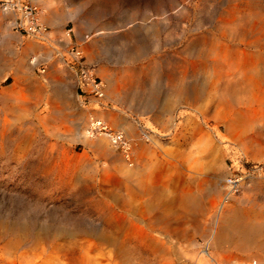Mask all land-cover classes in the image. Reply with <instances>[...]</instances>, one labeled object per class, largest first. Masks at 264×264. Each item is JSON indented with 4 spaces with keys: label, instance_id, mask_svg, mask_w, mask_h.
I'll list each match as a JSON object with an SVG mask.
<instances>
[{
    "label": "rangeland",
    "instance_id": "1",
    "mask_svg": "<svg viewBox=\"0 0 264 264\" xmlns=\"http://www.w3.org/2000/svg\"><path fill=\"white\" fill-rule=\"evenodd\" d=\"M218 1L0 2V264H264V226L250 239L229 238L216 244H209L196 228L203 229L229 209L264 218V172L250 175L228 202L220 204L230 158L264 162V38L259 39L260 31L240 29L244 26L241 15L249 10L264 17V0ZM9 3L13 9L35 6L33 23L44 29L36 34L19 29L22 16L2 10ZM50 7L58 12L74 8L79 16H68L55 28L49 20L39 21V14L48 15ZM226 20L232 21L226 24ZM247 22L250 26L253 19ZM202 35L212 38L224 60L217 56L220 61L214 68L220 79L216 86L210 82L205 95L190 98L183 95L182 75L186 69L192 77L195 67L197 72L206 66L201 55L192 51L187 55L189 42ZM43 52L47 59L40 58ZM139 55L149 56L150 61L134 65ZM110 58L124 59V64L94 63ZM239 58L252 79L251 85L235 92L244 67ZM44 68L43 74L40 69ZM129 68L135 76L130 92L120 86L118 93L96 98L88 77H95L100 89L108 85V74ZM46 74L62 86L53 87ZM227 81H231L230 91ZM134 97L144 100L134 103ZM115 98H124L125 103L118 105L123 112ZM195 104L205 106L209 117L202 121ZM100 108L110 109V115L99 114ZM214 109L219 114L216 119ZM121 115L140 134L131 149L125 151L98 134L85 137V143L78 134L77 122L96 116L108 124L117 123L114 130L125 132ZM198 128L208 133L205 138L211 142L207 149L204 145L202 155L195 149ZM98 138L105 140L104 147L97 146ZM200 193L204 194L203 211L195 218L188 203ZM214 210L217 215L212 214ZM98 232L127 239L126 257L114 256L116 247L99 240ZM163 236L169 237V243Z\"/></svg>",
    "mask_w": 264,
    "mask_h": 264
},
{
    "label": "bare ground",
    "instance_id": "2",
    "mask_svg": "<svg viewBox=\"0 0 264 264\" xmlns=\"http://www.w3.org/2000/svg\"><path fill=\"white\" fill-rule=\"evenodd\" d=\"M0 1H4V2H10V0H0ZM221 1V0H220ZM240 1V0H239ZM55 2V1H54ZM57 2V1H56ZM215 2H216V4H218L219 3V1L218 0H215ZM259 2V1H258ZM257 2V3H258ZM241 3H243V2H241L240 1V3L239 4H241ZM11 3H9V4H7L6 6H4L3 7V9L2 10H5V11H7L8 13H11V14H13L14 16H22V18H21V22H20V27H22L25 31H26V33H30V34H36V33H38L40 30H43L44 28H42V26L40 25V26H38L37 25V23L35 24V25H33V24H31V23H29V21H28V17H27V15H23V13H19L18 12V10H20V8H18L17 7V9H13L12 7H11V5H10ZM259 4V3H258ZM18 5V4H17ZM236 5H234V7H235ZM35 7V6H34ZM253 7H255V6H253ZM51 9H49V14L47 15H44L43 13L41 14H39V21L40 22H42V23H46V20H49L50 21V24L51 25H53L55 28H58L61 24H62V22H63V20L66 18V17H68V16H70V17H74V16H79V11L78 10H76V9H74V8H72V9H70V10H68V11H66V12H58L57 11V9H55V8H52V7H50ZM227 9V8H226ZM231 9V10H230ZM229 10L230 11H228V13H229V15H230V17L232 16V12H234L233 11V9L232 8H230ZM210 11H211V8H210ZM209 12V11H208ZM37 13H38V11H37ZM227 14V13H226ZM237 15H239L238 13H237ZM243 18H241V17H239V18H241V20L242 21H244L243 22V25L244 26H242V27H240V29L242 30V31H245V30H251V31H254V30H256V31H260L261 32V35H260V38L259 39H261V38H264V17L263 16H259V14L257 13V12H255V11H253V10H249L248 12H247V14L245 13L244 15H241ZM36 17H37V19H38V14L36 15ZM249 20V18L251 17L252 19H253V24H251L250 26H248L247 24H248V22H247V19ZM222 19V18H221ZM239 20V19H238ZM89 21V20H88ZM232 21V20H231ZM231 21L230 20H226V22L224 21V23H228V24H230L231 23ZM237 22V21H236ZM88 23V22H87ZM219 23H221V22H218V24ZM17 25V24H16ZM86 25V24H85ZM133 25V24H132ZM134 26V25H133ZM224 26V25H223ZM15 27H17V26H15ZM152 27H153V29H154V26H153V24H152ZM151 27V28H152ZM150 28V29H151ZM81 30H82V28H81ZM128 30H130V29H128ZM153 31V30H152ZM123 33V32H122ZM129 33V32H128ZM155 33V32H154ZM213 33V32H212ZM198 34H200V33H198ZM195 35H197V34H195ZM66 36L67 35H65L64 37H65V39H66ZM208 36V35H207ZM207 36H198V37H196L195 39H192L190 42H189V47H188V49H189V51H188V49H187V51H188V53H187V55L192 51L193 53H196V54H198V55H201L204 59L206 58V61H207V64H206V66H201L200 67V69H198L197 70V72H196V67H195V69H194V71H193V78L192 77H190V75L191 74H187L186 73V69H184L185 70V73L182 75L183 76V78L181 77V76H179V77H181L182 79H184L185 81H184V85H185V92H184V94L183 95H186V96H190V98H201V96H203V95H205V92H206V89H207V86H208V84L210 83V82H212V85H214L217 81H219V74L217 73V71L215 70V69H217V68H214L215 66H217L216 64L220 61V60H224L223 59V55H221V54H217V52L215 51V45H214V43L211 41L212 40V38L211 37H207ZM211 36V35H210ZM192 37V36H191ZM194 37V36H193ZM215 38H217V37H215ZM214 39V38H213ZM129 40V39H128ZM214 40H216V39H214ZM130 41V40H129ZM187 42H188V40H187ZM218 43V42H217ZM126 44H127V42H126ZM125 44V45H126ZM129 45V44H128ZM184 47V46H183ZM196 47V48H195ZM190 48H191V50H190ZM219 48V47H218ZM225 48H227V47H225ZM33 49V48H32ZM186 49V48H185ZM137 50H138V48H137ZM222 50L223 49H221V52H222ZM225 50V49H224ZM80 52V51H79ZM191 52V53H192ZM220 52V53H221ZM21 54H23V53H21ZM72 54V53H71ZM80 54H81V52H80ZM226 54H227V52H226ZM28 55V54H27ZM133 55H135L134 53H133ZM220 56V60L218 61V59H217V56ZM47 54L45 53V52H43L41 55H40V58L41 59H47ZM192 57H193V55H191ZM18 57V56H17ZM25 57H26V55H25ZM33 58H32V61H36V57L35 56H32ZM81 57H82V55H81ZM241 58V57H240ZM238 59V60H241V59ZM76 59V58H75ZM202 59V58H201ZM200 59V60H201ZM226 59V58H225ZM235 59V58H234ZM249 59V58H248ZM251 59V58H250ZM257 59H258V57H257ZM236 60V59H235ZM237 60V61H238ZM226 61H228V60H226ZM259 61V60H258ZM224 62V61H223ZM228 62H231V60H229ZM234 62L235 61H233V62H231V63H233L234 64ZM240 62V61H239ZM248 62V61H247ZM249 62H250V60H249ZM240 63H243V68H241V69H239V70H241V73H242V76L240 77L241 78V80H236L235 82H237V84H238V81H239V84H238V86L237 87H234V91L236 92V90H241V89H244L245 88V86H244V84H247V85H251V84H248L249 82H250V80L252 79V75L251 76H249L248 74L249 73H247V71H246V66H247V64L245 63V61L243 60H241V62ZM202 64H204V63H202ZM241 65V64H240ZM226 66H227V64H226ZM232 66V65H231ZM234 66H236V62H235V65ZM233 66V67H234ZM238 66V65H237ZM236 66V67H237ZM146 67V66H145ZM144 67V68H145ZM148 67V66H147ZM236 67H234V68H236ZM239 67V66H238ZM238 67H237V69H238ZM256 67V66H255ZM258 68H259V66H257ZM157 68V67H156ZM219 68V67H218ZM221 68V67H220ZM232 68V67H231ZM231 68H228V69H231ZM240 68V67H239ZM249 68V67H248ZM160 69V68H159ZM190 69V68H189ZM253 69V68H252ZM251 68H250V73H254L253 75L255 76V71H251L252 70ZM56 69H54L53 68V70L51 71V73H54V71H55ZM124 70V69H123ZM147 70V69H146ZM46 71V69L44 68V69H40V72H42L43 74H44V72ZM125 71V70H124ZM143 71V70H142ZM149 71H150V69H149ZM151 71H152V69H151ZM188 71V70H187ZM218 71H220V70H218ZM136 72V71H135ZM155 72H157V70H155ZM159 72H160V70H159ZM184 72V71H183ZM183 72H181V73H183ZM192 72V71H191ZM233 72H234V70H233ZM152 73H154V72H152ZM180 73V74H181ZM197 73V74H196ZM235 73V72H234ZM259 73V72H258ZM137 74V73H136ZM141 74H142V72H141ZM145 74L146 73H144V76H145ZM109 76V78L107 77V79H108V85L107 86H105V85H103L102 87H100V95L99 94H97L96 95V98H98V99H100V98H102V97H105L106 96V92L108 93V94H113V93H118L119 92V87L121 86L122 88H124V89H126V91H128V92H130V90H131V88H132V86H133V83H134V78H135V76H134V73L132 74V72H131V70H130V68L127 70L126 69V71L124 72V73H118V72H116L115 71V73L114 74H108ZM152 75V74H151ZM154 76H156L155 74H153ZM158 75V74H157ZM221 75V74H220ZM232 75V74H231ZM137 76V75H136ZM196 76H198L197 77V79H196ZM233 76H234V74H233ZM233 76H231V78H233ZM119 78V82H117L118 80L116 79V78ZM138 77V76H137ZM140 77V76H139ZM143 77V76H142ZM153 77V76H152ZM152 77H151V79H152ZM226 77H228V75L226 76ZM45 78H47L48 80H49V82L53 85V87L55 86V85H57V84H59V85H61L62 86V84H60V82H59V80L58 79H54V78H51V76H50V74L48 75V74H46L45 75ZM57 78V77H56ZM156 78H157V76H156ZM171 78V77H170ZM190 78H192L191 80H192V82L191 81H189L188 79H190ZM137 79H139V78H137ZM141 79V78H140ZM150 79V78H149ZM179 79V78H178ZM177 79V80H178ZM181 79V80H182ZM88 80H89V82L91 83V87H92V89H95L97 86L94 84V82H93V79L92 78H90V77H88ZM158 80V79H157ZM175 80V79H174ZM181 80H179V82L181 81ZM227 80V79H226ZM228 80H231L230 79V77H228ZM154 81H155V79H154ZM136 82V81H135ZM168 82H169V80H168ZM173 83H174V81H172ZM177 81L175 80V83H176ZM102 83V82H101ZM100 83V84H101ZM110 83H113V87H110ZM160 83V82H159ZM174 83V84H175ZM181 83V82H180ZM137 84V83H136ZM150 84H151V81H150ZM177 84H179V83H177ZM230 84H231V81L229 82V81H227L226 82V90H228V91H230V89H229V87H230ZM243 84V85H242ZM170 85V84H169ZM171 85H173V84H171ZM233 85H235L234 83H233ZM142 86V85H141ZM174 87L176 86V85H173ZM215 86H216V84H215ZM242 86H244V88H242ZM58 87V86H57ZM170 87V86H169ZM177 87V86H176ZM183 87V86H182ZM248 86H246V88H247ZM173 89V88H172ZM184 89V88H183ZM182 89V90H183ZM212 89V88H211ZM211 89H208V91L209 90H211ZM169 91H170V89H168ZM174 90V91H173ZM172 91L175 93V89H173ZM182 90H180V92H177V94H175V96H176V98L178 97V96H180V94H181V91ZM171 91V92H172ZM237 92H239V91H237ZM169 93V92H168ZM245 93V92H244ZM173 93H171V95H172ZM216 94V93H215ZM170 96V95H169ZM172 96H174V94L172 95ZM171 96V97H172ZM209 96V95H208ZM216 96V95H215ZM178 98H180V97H178ZM189 98V99H190ZM204 98V97H203ZM214 98H216V97H214ZM262 98H264L263 96H262ZM175 99V98H174ZM176 100V99H175ZM172 101H174L173 100V98H172ZM196 102H197V99H196ZM192 103H194V102H192ZM195 105H197V104H195ZM200 105V104H199ZM199 105H197V108H196V111L197 112H199V113H202V114H200L201 116V119H202V121H203V119H205L206 117L208 118L209 116H207L208 115V111H205L203 108L205 107H202V105H201V107L199 106ZM204 105V104H203ZM198 106H199V108H198ZM190 108V107H189ZM58 110V109H57ZM208 110V109H207ZM64 112V111H63ZM99 114H101L102 116H104V117H106V115L105 114H103V113H99ZM98 114V115H99ZM64 115V114H63ZM209 115H210V113H209ZM213 117H215L214 119H216L217 117H219L218 115V112L214 109V111H213ZM74 121V120H73ZM76 121V120H75ZM193 121V120H192ZM205 122V121H204ZM3 125V124H2ZM114 125H117L115 122H113L112 124H108L107 122H105V121H103L102 120V118H100V116H96V117H91L90 118V120L88 119L87 121H80V122H77V126H78V134L80 135V137L84 140V142L87 140V138H85V137H87V136H89V135H93V134H98L99 136H104L105 138H107L108 140H109V142L112 144V145H114V146H118V147H122V148H124V150L126 151L127 149H131V145H133L134 143H137L138 141H139V135L140 134H137V131L135 130V128L134 127H132V126H129V127H127V128H125V132L124 131H120V130H114V128H113V126ZM4 127V126H3ZM227 127V126H226ZM194 128H197V126H196V124H194ZM189 129V128H188ZM213 129V128H212ZM195 130V129H194ZM204 130V129H203ZM201 128L199 129H196L195 131H196V135H197V137H198V142L196 143V145H197V147H195V149H196V153L197 154H200V155H202L203 154V152L205 151V146L204 145H207V147H206V149L208 148V145L209 144H211V142L210 141H208L206 138H205V136H207L208 137V135H206V134H208V133H205L204 131H203ZM207 130V129H206ZM228 131V130H227ZM77 133V132H76ZM216 133V132H215ZM177 135V134H176ZM127 136V137H126ZM90 137V136H89ZM119 137V138H118ZM145 137H146V139L147 138H150L149 136H147V135H145ZM127 138H129V140H130V142L128 141V139ZM179 138V137H178ZM196 138V137H195ZM194 138V139H195ZM81 141V140H80ZM221 141V140H220ZM207 142H210L209 144L207 143ZM224 142V141H223ZM86 143V142H85ZM88 143V142H87ZM194 143V142H193ZM96 144H97V146H100V147H104L105 146V140L103 139V138H98L97 140H96ZM192 146V145H191ZM195 146V145H194ZM210 146V145H209ZM141 147V146H140ZM193 147V146H192ZM194 148V147H193ZM192 149V148H191ZM213 150H215L214 148H213ZM140 151V150H139ZM192 151H193V149H192ZM216 151V150H215ZM207 152H209V151H207ZM127 154H125V157L126 158H129L130 160L132 159L131 157H130V153L129 152H126ZM209 153H212L213 154V152H209ZM195 154V153H194ZM194 154H193V156H194ZM208 153H206V155H207ZM187 155V154H186ZM196 155V154H195ZM205 156V155H204ZM120 157V156H119ZM202 157V156H201ZM207 157H209V156H207ZM211 159H212V157H210ZM129 160V161H130ZM208 160V159H207ZM213 160V159H212ZM203 161V160H202ZM128 165V164H127ZM199 165V164H198ZM130 166V165H129ZM129 166H127L128 168H130ZM137 165H135V167H136ZM203 166V165H202ZM135 168H134V166H133V170H134ZM202 169V168H201ZM195 170V169H194ZM121 172V171H120ZM125 172V171H124ZM135 173V172H134ZM213 176V175H212ZM214 177V176H213ZM212 177V178H213ZM212 180H214V179H212ZM201 181V180H200ZM212 183V182H211ZM215 185H213L212 187H211V190L213 191V190H215V187H214ZM86 187V186H85ZM201 187V186H200ZM88 188V187H87ZM90 188V187H89ZM217 190V189H216ZM207 192V191H206ZM210 192V191H209ZM194 194H197V193H194ZM201 194L202 193H200L198 196H194L193 197V201H189V203H188V205H190V202H191V207H193L192 208V213H193V216L195 217V218H197L198 217V215H199V213H201L203 210H202V204H201ZM210 194H212V193H210ZM202 195H204V194H202ZM193 195H191V197H192ZM182 198H184V197H182ZM182 198H180V199H182ZM187 198V197H186ZM185 199V198H184ZM189 199V198H188ZM188 199H187V201H188ZM190 200V199H189ZM179 201H181V200H179ZM203 201V200H202ZM99 202V201H98ZM185 202V201H184ZM182 203V202H181ZM186 203V202H185ZM184 203V204H185ZM102 204H104V202L102 203ZM186 205V204H185ZM188 205H186V206H188ZM188 208H190V207H188ZM209 208H210V206H209ZM208 208V209H209ZM233 208V207H232ZM229 209V208H228ZM210 210V209H209ZM213 210V209H212ZM227 210V209H226ZM224 211V210H223ZM212 213V212H211ZM214 213L216 214L217 212L214 210V212L212 213L213 215H214ZM247 213V212H246ZM246 213H243L241 210L239 211L238 210V208H237V210L236 209H229L228 211H224V212H221L219 215H218V217L217 218H215V219H212L208 224H206L207 226H205L203 229L202 228H200V227H196L197 228V231H199V233H201V231H202V235L205 237V239L207 240V242L209 243V244H216V243H218L219 241H224V240H227V239H233V238H240V239H242V240H247V239H250V238H252V237H254V233L253 232H257L261 227H263L264 226V218L262 219H254V218H250V216H248V214H246ZM121 214V213H120ZM210 214V213H209ZM158 215V214H157ZM217 215V214H216ZM120 216V215H119ZM119 216H118V219H119ZM123 216H124V214H123ZM126 216V215H125ZM161 216V215H160ZM159 216V217H160ZM120 218H122V217H120ZM135 217H133V220H135L134 219ZM112 219V218H111ZM123 219V218H122ZM136 219H137V217H136ZM145 219V218H144ZM151 219H153V218H151ZM162 219V218H161ZM160 219V220H161ZM166 219V218H165ZM113 220V219H112ZM124 220V219H123ZM129 220H131V219H129ZM152 221V220H151ZM113 222V221H112ZM118 222H120V221H118ZM132 222V221H131ZM167 222V221H166ZM208 222V221H207ZM142 223H143V221H142ZM127 224L128 223H126L125 225L127 226ZM145 224V223H144ZM115 225H116V222H115ZM130 225V224H129ZM138 225V224H137ZM137 225H136V227H137ZM141 225V224H140ZM143 225V224H142ZM166 225H168V224H166ZM121 226V225H120ZM119 226V227H120ZM131 226V225H130ZM201 226V225H200ZM118 227V226H117ZM121 227H123V226H121ZM125 227V226H124ZM138 227H139V225H138ZM169 227V226H168ZM114 228H115V226H114ZM129 228V227H128ZM141 228H143V227H141ZM147 228V227H146ZM120 229V228H119ZM149 229H152L151 227H149ZM170 229V228H169ZM172 229V228H171ZM117 230V229H116ZM165 230H167V229H165ZM140 231V230H139ZM138 231V232H139ZM149 231V230H148ZM148 231L146 230L145 232L147 233V234H150V233H148ZM117 231H115V233H116ZM124 232V231H123ZM138 232H136V234L138 235L139 233ZM150 232V231H149ZM93 233V232H92ZM99 233V232H98ZM131 233H134V232H132L131 231ZM164 233V232H163ZM170 233V232H169ZM168 233V234H169ZM118 234V233H117ZM125 234V233H124ZM129 234V233H128ZM127 234V236H129ZM136 234H135V236H136ZM157 234V233H156ZM159 234V233H158ZM161 234V233H160ZM159 234V235H160ZM166 234V233H165ZM93 235V234H92ZM98 236V239L99 240H101V241H103V242H105L106 244H108V245H112V246H114V247H116V251H114V253H113V255L114 256H117V257H121V258H123V257H126V254H127V252H126V248H127V245H126V243H125V241L127 240V239H125V241L124 240H122V238H121V240L119 239V240H117V239H115L114 237H112L113 235H111L110 233H108V232H100L99 234H97ZM131 235V234H130ZM133 235V237H134V234H132ZM143 235V234H142ZM141 235V236H142ZM151 235V234H150ZM155 235V234H154ZM161 235H163V234H161ZM160 235V236H161ZM173 235V234H172ZM139 237H140V235H138ZM120 237H121V235H120ZM124 237V236H123ZM130 237V236H129ZM147 237V236H146ZM149 237V236H148ZM153 237V236H152ZM156 237H158V236H156ZM170 237H172V236H170ZM45 238V237H44ZM92 238V237H91ZM119 238V237H118ZM126 238V237H125ZM135 238V237H134ZM137 238V237H136ZM143 238V237H142ZM150 238V237H149ZM160 238V237H159ZM167 238H169L168 236H167ZM167 238L165 239L164 238V236H163V239H165V240H167ZM178 239H179V237H177ZM97 239V238H96ZM95 239V240H96ZM124 239V238H123ZM138 239V238H137ZM172 239V238H171ZM170 239V241L172 242V240ZM177 239V240H178ZM129 240V239H128ZM151 240H153L152 238H151ZM150 240V241H151ZM159 240V239H158ZM137 241V240H136ZM141 241H142V239H141ZM144 241V240H143ZM174 241V240H173ZM98 242V241H97ZM160 242H161V240H160ZM165 242V241H164ZM167 242L169 243V241L167 240ZM99 243V242H98ZM140 243V242H139ZM163 243V242H162ZM128 250V249H127ZM129 252V251H128ZM130 254V253H129ZM262 260H258L257 262H261ZM130 262V261H129Z\"/></svg>",
    "mask_w": 264,
    "mask_h": 264
},
{
    "label": "built area",
    "instance_id": "3",
    "mask_svg": "<svg viewBox=\"0 0 264 264\" xmlns=\"http://www.w3.org/2000/svg\"><path fill=\"white\" fill-rule=\"evenodd\" d=\"M2 3H6L4 1H0ZM12 2V0H10ZM14 7V4L11 6ZM21 13L23 15H27L29 23L35 25L33 23V10L35 9L33 6L24 4L22 6ZM22 27L19 26V29ZM77 58H81L79 56V52H75ZM83 75H86V70H83ZM93 82L96 86H98L99 82H96L95 77L92 78ZM95 94L100 95V89L96 87L93 89ZM119 138V137H118ZM228 172L223 180V190L220 197V204L228 202L233 195H235L241 188L244 181L252 174L256 172H264V162H256L249 163L246 159H243L241 156H235L234 158H230L228 163Z\"/></svg>",
    "mask_w": 264,
    "mask_h": 264
},
{
    "label": "crops",
    "instance_id": "4",
    "mask_svg": "<svg viewBox=\"0 0 264 264\" xmlns=\"http://www.w3.org/2000/svg\"><path fill=\"white\" fill-rule=\"evenodd\" d=\"M2 23H5V19L4 20H2L1 21ZM7 23V22H6ZM150 61V57L149 56H147V55H139V57L136 59V60H134L132 63L134 64V65H136V66H141V65H143V64H146L147 62H149ZM96 65H100V64H107V65H109V66H113V65H123L124 64V59H112V58H110L109 60H103V59H97L95 62H94ZM7 76V75H6ZM11 82V80L9 81V83ZM162 92H163V89H162V87H161V94H162ZM76 94H79V93H77L76 92ZM59 97H62V95L60 94L59 95ZM158 99L157 100H159V101H162L163 100V97H157ZM123 99L124 98H115V100H116V102H117V107H118V105H119V102H122V103H125L124 101H123ZM143 100H144V98L143 97H134L133 98V102L135 103V102H139V103H142L143 102ZM118 109L121 111V112H123V108H119L118 107ZM98 110H101V111H99V113H103V114H105L106 115V117H108L107 115L109 114L110 115V113H111V110L110 109H98ZM109 111V112H108ZM147 112H143V114H146ZM121 118H122V120H121V123L123 124L124 123V126H125V128H127V127H129V126H131V124L129 123V121L127 120V117L125 116V115H121ZM117 124V123H116Z\"/></svg>",
    "mask_w": 264,
    "mask_h": 264
}]
</instances>
